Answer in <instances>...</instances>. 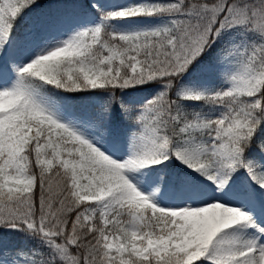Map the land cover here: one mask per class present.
Masks as SVG:
<instances>
[{
  "label": "snow or ice",
  "instance_id": "1",
  "mask_svg": "<svg viewBox=\"0 0 264 264\" xmlns=\"http://www.w3.org/2000/svg\"><path fill=\"white\" fill-rule=\"evenodd\" d=\"M37 2L0 0V264H264V0L14 36Z\"/></svg>",
  "mask_w": 264,
  "mask_h": 264
},
{
  "label": "trees",
  "instance_id": "2",
  "mask_svg": "<svg viewBox=\"0 0 264 264\" xmlns=\"http://www.w3.org/2000/svg\"><path fill=\"white\" fill-rule=\"evenodd\" d=\"M87 3H89V0H38V2L17 21L16 30L13 35H23L25 29L32 23H37L39 29L48 28L51 24L64 21L72 16H85L80 5ZM6 239H8L10 247L21 243V241L13 240L12 238ZM5 257H7V254H5Z\"/></svg>",
  "mask_w": 264,
  "mask_h": 264
},
{
  "label": "rangeland",
  "instance_id": "3",
  "mask_svg": "<svg viewBox=\"0 0 264 264\" xmlns=\"http://www.w3.org/2000/svg\"><path fill=\"white\" fill-rule=\"evenodd\" d=\"M89 2H90V0H89ZM100 2L108 3V2H110V0H100ZM115 2L124 3V2H126V0H115ZM91 18H92L91 16H80V17L72 16V17H70L64 21L53 23L48 28H40L39 29V26L37 23H35V24L32 23L29 26H33L34 32L38 37L61 36L64 32H66L74 24L85 22L86 20H89ZM21 36H23V35H21ZM17 37H20V36H17ZM6 58L8 59V70L11 71V69L13 67L12 59L10 56L6 57ZM0 71H3V61L2 60H0ZM85 111L95 112V111H98V109L95 107H91L90 109L80 107L77 110V114H81ZM124 127H127V125L125 124ZM5 258H6L5 256L4 257L0 256V261H2Z\"/></svg>",
  "mask_w": 264,
  "mask_h": 264
}]
</instances>
